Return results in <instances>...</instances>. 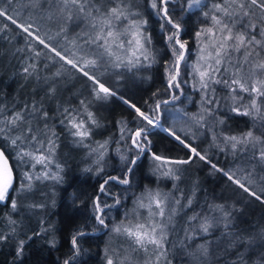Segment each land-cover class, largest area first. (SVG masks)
<instances>
[{"label":"snow or ice","instance_id":"1","mask_svg":"<svg viewBox=\"0 0 264 264\" xmlns=\"http://www.w3.org/2000/svg\"><path fill=\"white\" fill-rule=\"evenodd\" d=\"M14 0H0V18L10 22L11 25L23 34L25 48L17 49L18 52H26L27 57L22 66L25 78L37 73V62L43 57L46 60L61 62V68L70 66L81 77L90 84V93L94 100L107 101L116 97L134 111L133 123L137 127L129 128L127 122H118L122 126L119 129L120 139L116 141L119 145L124 144V151L117 148L120 160L123 164L120 175H109L99 186V191L92 202L93 219L101 229H107L113 236L122 238L128 248L109 247L105 249V264H137L133 259V253L142 254L141 264H171L168 260L169 230L174 227L177 215L185 208L193 204V197H188L186 202L183 192L173 195L171 192H163L160 189L145 187L133 201V208L124 213V218L109 227L106 222L108 211L122 203L120 194L112 193L107 186L111 183L117 185H131L130 177L134 173L138 162L144 155H149L153 161V172L174 181L180 180L178 173L181 166L196 162L208 164L214 172L222 173L229 182L236 185L244 193L257 200L264 198V189L258 193L252 188V171L237 168L225 170L213 163L208 151L193 146L192 141L197 139L191 127L178 129L175 123L163 128L165 120L164 110L167 106L181 100L184 95L182 84L187 80H181V66L187 65L188 41L181 40L183 28L172 15L168 5L173 0H151L150 7L156 10L157 16L162 21L160 28L166 31V44L171 53V61L165 62L166 89L168 99H156L159 92L153 93L154 106L145 101L147 111L142 110L135 103L118 96V90L110 86L105 79L109 69L127 68L131 70L144 65L150 66L155 63V54L150 45L151 35H146L144 28L146 20L139 19V12L132 10L128 0H102L97 4L95 0H56L59 11L66 14L71 21L83 18L87 22V31H82L76 37L69 40L67 31L61 28L56 36L40 35V24L38 20L29 17L24 23L19 22V17L10 14V7ZM105 2L110 7L105 6ZM41 0H32V7H38ZM207 7L202 0H187V8L181 11H190L194 8ZM255 9L260 10L261 23H264V0H216L208 11L202 15L210 21L209 26L201 27L196 33L198 44L197 60L191 67L193 83L191 87L201 93V106L198 113L189 114L183 109L177 108V116L173 117L175 122L178 118L190 120L197 128H204L207 117L212 116L219 107V101L215 96L213 85L223 84L229 92L232 101L230 111L239 116L250 117L253 127L239 135H229L215 131L212 132V143L210 148L220 147L218 141L230 148L235 155L237 152L247 153L252 151L253 159L264 165V27L261 23L253 22ZM51 18V13H49ZM247 21V23H245ZM123 25L121 28L120 26ZM257 29L259 31L257 32ZM9 31L8 24L0 27V32ZM259 36V38H257ZM62 37L69 47L53 46L57 38ZM79 41V42H78ZM31 61V62H29ZM61 76L58 70L53 74ZM56 87H49L48 95H54ZM245 95L247 101H245ZM215 105V107H214ZM61 124H65L76 143L83 144L88 148V155L94 157L93 165L96 174L104 172V161L108 153L110 140L95 142L93 147L85 144L92 136V128L99 126L94 113L90 110V102L80 100L78 107H64L59 110ZM51 119L48 111L42 104L33 101L30 105L24 104L19 110L9 111L0 105V138L10 147L16 150L17 159L23 163H29L31 172L23 175L28 183L21 182L20 191H30L32 181L53 180L61 181L59 172L62 171L59 164L53 159L55 154L56 133L52 131L47 121ZM35 122V123H34ZM43 122L41 129L37 125ZM221 120L219 123H223ZM259 125L260 134H257ZM152 128H161L168 136L174 139L182 148L187 150L186 158H170L152 152V141L149 135ZM50 133V134H49ZM223 151V149H221ZM6 149L0 147V201L10 199L12 210L18 208L16 197H10L14 191L13 170L9 165ZM55 164L56 172L50 170ZM40 166L42 171L35 174V169ZM85 171H92L86 168ZM243 173V175H241ZM173 188L177 185L174 183ZM110 197L113 204L101 202V197ZM31 207H43V205H32ZM141 210H145L144 213ZM208 211L219 213V219L215 216L194 213L187 217L185 239L193 240L203 234L207 236L220 222L223 223L225 231L222 237L226 239L225 251H233L245 245L251 247L254 243L251 237H242L238 233L228 231L231 227V212L223 204L208 205ZM15 221L9 219L10 225ZM13 231L15 228L13 227ZM42 231H46L42 229ZM86 233L77 232L71 238L73 255L64 261L70 264L80 253L78 237ZM0 239H6L0 235ZM54 243V241H53ZM214 241H206L197 245L195 255L198 264L206 261L210 256V248ZM24 241H20L18 254L23 250ZM123 253V254H122ZM234 264H246L243 254L237 253ZM255 264H264V253H261Z\"/></svg>","mask_w":264,"mask_h":264},{"label":"trees","instance_id":"2","mask_svg":"<svg viewBox=\"0 0 264 264\" xmlns=\"http://www.w3.org/2000/svg\"><path fill=\"white\" fill-rule=\"evenodd\" d=\"M95 2L100 4L102 0H95ZM202 2L207 7L194 8L190 11H181L182 7L187 8V0H173L168 5L170 15L183 28L181 40L188 41L187 65L182 64L181 66V80H187L188 83L181 85L184 92L181 100L168 105L164 110L165 120L162 125L167 128L175 123V127L178 129L191 127L197 137L195 141H192L193 146L208 151L212 162L220 168L225 170L241 168L249 171L254 169L251 177L252 188L259 193L261 189H264V165L253 159L251 150L247 153L237 152L234 155L222 140L218 141L220 147H209L212 143V132L209 129L215 131L219 136L220 133L239 135L253 127L250 117L239 116L230 111L232 101L223 84L213 85L219 107L212 116L207 117V124L204 128H197L191 124L190 120L183 118H178L175 122L173 120V117L177 116V108L183 109L191 115L198 113L201 106V93L191 87L193 80L189 73H191L190 66L196 62L198 56L195 33L201 27L209 26L210 23L202 13L208 11L216 0H202ZM128 3L132 6L133 11L140 13L139 19L147 21L144 32L146 35H151L150 47L155 54L156 62L150 66L144 65L131 70L127 68L109 69L105 79L110 86H114L118 90V96H122L147 111L145 101L154 106L153 93L159 92L156 99H168L165 94V62L172 59L166 44L168 33L161 30L162 21L157 16L156 10L150 7L151 0H128ZM31 4L32 0H14L9 11L10 14L19 17L21 23H24L29 17L38 20L42 38L45 36L55 37L56 33L64 28L67 31L68 39L71 40L82 31L88 30L87 22L83 18L76 19L74 16L69 21L66 14L60 13L56 0H41L39 6L35 8ZM3 6L0 4V7ZM105 6L110 7L111 5L105 2ZM49 13H51V18H49ZM255 13L253 22L261 23L260 10L255 9ZM5 23L8 24L9 31L0 32V105L11 111L12 109L19 110L24 104L30 105L36 101L42 104L45 111H48L51 117L47 121L48 126L56 133L53 159L55 164L61 166L62 180L56 184L58 194L55 200L49 199L47 207L44 205L43 207H33L32 215L29 217L20 216L15 226L7 225L4 220V217L12 213L10 199L0 201V235L6 237V239H0V264H64V261L73 255L72 236L81 231L86 235L78 237L80 253L70 261V264H104V252L109 242L110 232L96 225L93 219L92 202L99 191L100 184L107 176L120 175L123 164L117 148L123 152L125 146L123 143L119 145L116 143L120 139L119 129L122 126L118 122H127V126L134 129L137 127L132 122L135 113L116 97L107 101L94 100L90 93L89 82L70 66L61 68L59 61L52 62L41 57L37 62V73L25 78L22 66L27 53L17 51V49L26 47L24 36L10 22L0 18V27ZM261 26L264 27V23H261ZM120 27L122 28L123 25ZM258 31L259 29H257ZM53 46L69 47L62 37L57 38ZM58 70L61 72V76L55 77L53 74ZM53 82L56 93L48 95L49 87L53 86ZM82 99L90 102V110L94 113L99 125L92 128L91 139L85 141V144L94 147L97 141H111L104 161V172L101 175L96 174L95 166L92 163L94 157L88 155V148L83 144L76 143L68 127L60 123L62 117L59 115V110L64 107H78L79 101ZM247 99L245 95V101ZM221 120L224 121L222 124L219 123ZM37 126L42 129L44 124L40 122ZM257 134H260L259 125H257ZM149 139L152 141V152L158 155L170 158H186L187 156V150L161 128H152ZM0 147L6 149L5 153L13 170V188L15 190L10 192V197H17L25 192L20 191L21 182H27L23 173L33 170L29 163H23L17 159L16 150L2 138H0ZM76 155L80 158L79 164L76 163ZM55 164L50 168L52 172H56ZM89 167L92 168V171H85ZM153 167L154 164L149 155H144L130 177V186L115 183L107 186L110 192L120 194L122 201L120 205L108 211L106 222L109 227L124 218V213L133 206L136 196L145 187L152 189L158 187L160 181L158 175L153 172ZM40 171L42 169L38 165L35 174ZM178 175H180L179 181L168 177L165 187L172 188L175 183L177 188L173 192H183L185 200L188 197H193L194 193L192 206L185 210L186 220L187 217L197 212L219 219V213L209 212L208 205L223 204L231 212V227L228 231L238 233L242 237H251L254 243L251 247L245 245L235 251L231 249L225 251L227 241L222 237L225 229L223 223L220 222L209 235L201 234L188 241L185 236H180L182 230H179L172 238V243L174 245L177 243V252L185 251L187 241L190 251L187 254L190 255V260L198 263L193 255H198L195 248L197 245L211 240L214 243L210 248V256L206 261L202 260L200 264H234L237 260V253L243 254L246 264H255L260 254L264 253V198L257 200L249 196L229 182L222 173L214 172L208 164L198 160L192 164L181 166ZM37 181L33 179L32 182ZM101 202L113 204L114 200L102 196ZM25 222L30 224L29 228L25 226ZM185 226L186 221L184 220L182 227L185 228ZM13 227L15 231H13ZM42 229L46 231H42ZM20 241H24V245L22 252L18 254ZM186 257V254L183 257H175V262L184 264Z\"/></svg>","mask_w":264,"mask_h":264},{"label":"rangeland","instance_id":"3","mask_svg":"<svg viewBox=\"0 0 264 264\" xmlns=\"http://www.w3.org/2000/svg\"><path fill=\"white\" fill-rule=\"evenodd\" d=\"M163 128H165L162 125ZM79 157L78 155L75 156V160L76 163L79 164ZM158 175L159 178V185L158 187L154 188V189H160L163 192H171L173 195H179L180 192H173L174 188H167L166 186V181L168 180V177H164L162 175H160L159 173H156ZM60 175V172H59ZM28 183V181L26 182ZM58 182L57 181H53V180H48V179H44V180H38L37 182H32V189L30 191H25L23 194H20L19 196H17V201H18V208L16 210H12V213L9 214L7 217H4V220H6V224H9V219L14 220L17 223V220H19L18 218L20 216L23 217H29L32 215L31 211L33 209V207H31L32 205H44V207H47V202L49 199H56L57 198V194H58V189L56 187V184ZM183 202H186L183 201ZM133 208V206H131L127 211L131 210ZM186 208L181 211L177 217L175 218L174 221V227L170 228L169 230V242L167 245L168 248V260L171 261V264H177L175 262V257L181 256L183 257L184 254L187 255L186 260L184 262V264H198L197 262H192V260H190V255H188L187 253H189V249L187 247V241H186V246L184 248L185 251L179 250V252H177V248L176 245L177 243L174 245L172 243V238H174L176 236V233L179 230H182V234L180 236H185V231L184 229L187 227V225L184 227L183 226V222L184 220L186 221V213H185ZM145 210H141L142 213H144ZM13 226V225H11ZM15 226V225H14ZM25 226L26 227H30V224H28V222H25ZM109 247H120L122 249H126L128 248V244L122 239V238H118L113 236L110 233L109 236V242L106 248ZM197 249V247L195 248V250ZM182 251V252H181ZM123 254V253H122ZM133 259L134 261L137 262V264H141L142 260H143V255L142 254H135L133 253ZM104 264H105V252H104Z\"/></svg>","mask_w":264,"mask_h":264},{"label":"water","instance_id":"4","mask_svg":"<svg viewBox=\"0 0 264 264\" xmlns=\"http://www.w3.org/2000/svg\"><path fill=\"white\" fill-rule=\"evenodd\" d=\"M5 155L7 156V154L5 153ZM8 157V156H7ZM8 160H9V158H8ZM9 165H10V167H11V163H10V160H9ZM12 168V167H11Z\"/></svg>","mask_w":264,"mask_h":264}]
</instances>
